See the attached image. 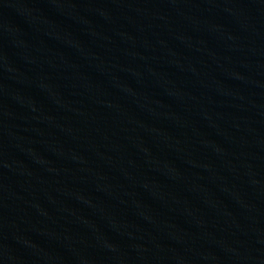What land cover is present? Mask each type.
<instances>
[{
  "label": "water",
  "instance_id": "obj_1",
  "mask_svg": "<svg viewBox=\"0 0 264 264\" xmlns=\"http://www.w3.org/2000/svg\"><path fill=\"white\" fill-rule=\"evenodd\" d=\"M0 264H264V0H0Z\"/></svg>",
  "mask_w": 264,
  "mask_h": 264
}]
</instances>
